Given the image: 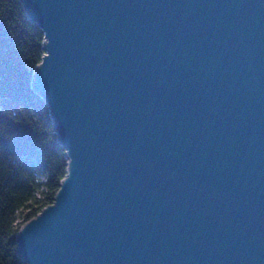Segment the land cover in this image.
Here are the masks:
<instances>
[{"label": "water", "instance_id": "water-1", "mask_svg": "<svg viewBox=\"0 0 264 264\" xmlns=\"http://www.w3.org/2000/svg\"><path fill=\"white\" fill-rule=\"evenodd\" d=\"M68 173L28 264H264V0H23Z\"/></svg>", "mask_w": 264, "mask_h": 264}, {"label": "trees", "instance_id": "trees-1", "mask_svg": "<svg viewBox=\"0 0 264 264\" xmlns=\"http://www.w3.org/2000/svg\"><path fill=\"white\" fill-rule=\"evenodd\" d=\"M45 43L23 0H0V264H28L18 232L55 202L68 173L51 107L33 85Z\"/></svg>", "mask_w": 264, "mask_h": 264}]
</instances>
